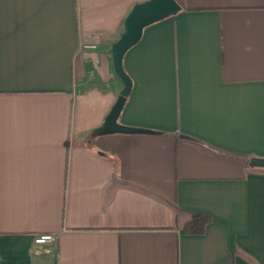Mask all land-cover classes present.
I'll list each match as a JSON object with an SVG mask.
<instances>
[{"label":"crops","instance_id":"obj_1","mask_svg":"<svg viewBox=\"0 0 264 264\" xmlns=\"http://www.w3.org/2000/svg\"><path fill=\"white\" fill-rule=\"evenodd\" d=\"M140 1L0 0V264H264V0H179L146 26L118 121L156 133L93 135Z\"/></svg>","mask_w":264,"mask_h":264},{"label":"water","instance_id":"obj_2","mask_svg":"<svg viewBox=\"0 0 264 264\" xmlns=\"http://www.w3.org/2000/svg\"><path fill=\"white\" fill-rule=\"evenodd\" d=\"M182 8L179 0H143L132 5L123 20V28L118 38L110 45V53L115 73L121 79L123 88L115 102L105 116L103 124L93 131V135L123 134H154L155 130L132 127L121 124L118 119L131 89L132 81L123 68V57L126 51L138 42L143 29L161 19L176 14ZM183 139H192L187 135H180ZM250 167L264 168L263 157H251L248 160Z\"/></svg>","mask_w":264,"mask_h":264},{"label":"trees","instance_id":"obj_3","mask_svg":"<svg viewBox=\"0 0 264 264\" xmlns=\"http://www.w3.org/2000/svg\"><path fill=\"white\" fill-rule=\"evenodd\" d=\"M207 223L208 218L206 216L195 214L187 222L183 231L186 233H203Z\"/></svg>","mask_w":264,"mask_h":264},{"label":"built area","instance_id":"obj_4","mask_svg":"<svg viewBox=\"0 0 264 264\" xmlns=\"http://www.w3.org/2000/svg\"><path fill=\"white\" fill-rule=\"evenodd\" d=\"M33 241L36 245V253H39L41 249H43V251L45 252H49L50 248L48 247V245L55 241V235L52 233H38L34 236Z\"/></svg>","mask_w":264,"mask_h":264}]
</instances>
